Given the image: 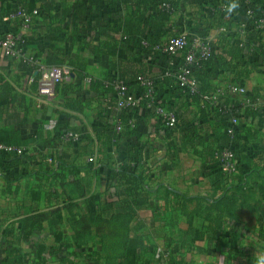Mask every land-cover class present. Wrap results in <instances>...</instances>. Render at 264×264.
I'll return each instance as SVG.
<instances>
[{"label":"crops","instance_id":"obj_1","mask_svg":"<svg viewBox=\"0 0 264 264\" xmlns=\"http://www.w3.org/2000/svg\"><path fill=\"white\" fill-rule=\"evenodd\" d=\"M23 1L35 3L37 9L45 2L0 0L1 9H13L5 17ZM124 1L111 5L109 0H51L49 12L34 16L25 33L28 53L44 65L59 62L72 69L67 80L71 86L61 84L52 101H43L39 94L37 72L0 47V130L14 129L34 140L20 168H0V264H34L41 245V264H108L98 258L102 245L96 232L76 245L70 212L63 208L81 203L83 191L85 197L101 195L107 219L147 195L132 223V233L142 243V262L252 264L254 256L264 252V194L260 211H251L245 205L252 201L232 196L230 187L238 181L223 182L208 156L215 147L227 146L228 118L203 106L201 98L180 93L172 72L184 62L183 51L172 58L164 53L151 56L132 35H108L132 8L133 0ZM232 2L238 7L229 13ZM244 17L253 20L242 0H181L171 16L169 35L200 36L212 44L215 56L205 70L210 88L241 84L246 93L233 96L263 99L256 110L241 106L236 143L240 153L259 160L264 157V22L242 26ZM16 19L0 25V38L21 31ZM50 25L58 32L51 34ZM169 35L159 37L163 44ZM107 44H116L117 53H106L102 47ZM134 73L156 79L160 103L176 114L175 124L140 106L132 111L134 128L123 123L119 132L117 122L126 114L115 109L116 95L83 78L125 76L130 91L137 94ZM67 132H79L82 139L67 141ZM17 174L22 177L15 181ZM132 174L142 177L140 198L131 194L136 184L128 182ZM52 189L58 193L49 195ZM31 190H40L41 196L31 197ZM29 206L42 211L61 207L62 218L57 222V215L52 216L43 228L25 235L23 219Z\"/></svg>","mask_w":264,"mask_h":264},{"label":"trees","instance_id":"obj_2","mask_svg":"<svg viewBox=\"0 0 264 264\" xmlns=\"http://www.w3.org/2000/svg\"><path fill=\"white\" fill-rule=\"evenodd\" d=\"M242 1L244 3L246 10L251 8L252 10H254L255 14L259 15V17L256 16L257 18L256 17L253 18L252 21H249L244 17L241 22L242 23L244 22L246 25L252 23L254 26H257V20L260 17H264V0H259L260 2L258 3H256V0H249L250 4L247 3L248 0H242ZM119 2H122V0H109V3L111 5L118 4ZM124 2L127 3L126 1ZM167 2L168 0H133L132 8L125 15H123V17L117 22V24L113 26L112 30L108 31L109 32L108 35L114 36L115 35L114 33L117 34L119 32L122 35H132L138 40V45L145 54L155 56L160 53H164L161 50L155 49V47L159 44L163 45V43L160 40L161 36L170 34V27H171L170 25L172 19L171 16L173 15L174 11L171 12L167 10L166 8ZM52 5L53 3L51 2V0H45L41 9H37L35 3H27L23 1L20 4L19 8L25 9L27 13H33V11L37 9L38 12L37 14H39L40 12H49ZM19 8L15 9L13 13L17 12ZM11 9L12 8L10 5H7L6 11L3 8L2 9L0 8V25L2 23L4 24L3 18L9 15V11L11 12L13 10ZM153 11H155L156 14L154 13L150 14V12ZM35 15H33L32 17L31 24H33V18ZM16 20L18 21L20 26L23 24L22 18L17 17ZM49 32L51 34L57 33L58 29L53 25H50ZM175 35H180V33L169 35L168 40ZM116 43H117V39H116ZM102 48L106 49V53L108 54L114 55L117 53L116 44L114 45L107 44ZM233 50L237 53L240 52L236 47H234ZM214 56L215 53L210 60L201 63L199 65H196L194 67L193 75L197 78L199 82V87L197 91L194 93H184L180 86H179L180 89L179 91L183 95L199 97V99L201 98L203 102V106L205 107L210 106L214 108L217 115H219L220 117L228 118L227 114L224 112L221 105H214L208 99H206V96L210 95L218 88V87L214 89L210 88L211 86L209 82L206 80V73H205L207 65L214 58ZM169 57L170 56L168 55V58ZM20 62L25 66L26 69L35 70L37 72L36 74L39 76V80H41L40 71L36 70L35 67H32L29 63L25 62L24 60H20ZM45 64L47 65V66L45 65L46 67H51L55 65H64V64H60L59 62L45 63ZM83 70L84 69L81 68V71ZM172 74L176 79L175 72H172ZM83 76H84L83 78L91 77L92 84L94 83L98 87L103 88L105 91H110L113 94L116 93L114 87V81L123 80L125 84L129 86V88L131 85V81H129V79H127L125 76H120L115 74L109 75L105 78H95L89 75H83ZM140 76H145L154 80L155 97L157 99V105L165 107L160 103V93L156 79H154L152 76L143 73H137V74L134 73L133 77L135 78H133L132 81L136 80L139 86V91L142 90L138 81ZM61 84L66 86V88H69L71 86V83H68L67 80L59 83L55 88V96ZM233 95L235 94H228L227 96H225V99L224 101H222V103L234 104L238 109L237 110L238 113L241 109V106L242 107L246 106L249 107L250 109H254L251 106L245 104L246 98L239 99L238 97H235ZM116 103H117V99H116ZM140 106L147 107V101L145 100L140 102L138 107ZM256 109L257 108H255L254 110ZM134 110L135 109L121 111L122 113L126 114L125 118L121 119V121L122 123H126V125L125 124L123 125L128 126L130 129L134 128V126L130 124V122L133 121L132 111ZM240 126H241V121L239 123V127L237 128L236 132L232 136L228 133V139H227V147L229 146L232 148V150L235 153L236 159L238 160L237 172L235 174H228L227 172H225L221 168L219 161L215 158V153L218 150H221L223 147L220 146L215 147L212 150V153L208 156L212 159L211 165L214 168L218 169L217 176H220L223 182L228 180L238 181L237 185H233L232 187H230L232 188L231 190H234L232 196L241 197L243 201H245V203H247L248 201H252L253 203L249 202V204L245 206H247L253 212H258L263 206L262 197L264 194V157H260L259 160H253V158H251L250 156L242 154L238 150H236V143L238 141L237 132ZM96 131L99 134V130L96 129ZM0 144L13 146L17 148L16 150L1 152L5 158V162L3 161L2 163H0V168L4 167L13 170L16 168H20L24 164V160H26V151L29 146L34 144V140L32 138H23L20 132L14 129L3 128L0 130ZM245 166H247V168H245ZM133 175L134 174H132L131 177L128 179L129 183H136L134 185V189H132L131 194L133 195V198L134 197L140 198V195L142 194L141 192L137 191V188L139 186L138 181H141L142 177L140 175H134V176ZM51 176L54 177L55 175L52 174ZM21 177L22 175L17 174L15 181L20 179ZM58 178L60 180H63L65 177L61 176ZM256 183L257 185H255ZM225 189L226 192L230 191L228 188ZM7 190H10V186H7ZM54 193L57 194L58 192L55 191L54 189L49 191V195L53 196ZM31 194L33 195L31 197L38 198L41 196V191L31 190ZM81 197H83V201L81 203L72 204V202H70V203H66L63 206L65 210H68L70 212L69 220L76 235V243H77L76 245L80 246L85 238H89V236H91L93 232H96V235L100 238V242L102 245V252L100 253V256H98V258H101L102 256L103 258L106 259L108 264H147L141 261L142 258L140 252V248L142 245L141 240L135 237L132 233L133 232L132 223L135 220V217L138 213L137 208L139 205L148 201L147 195H145L143 200L138 199V200L130 201L126 206L125 212L116 213L109 219L104 218L102 216L100 194H93L90 197H85V193L83 191ZM67 199L73 200V198L70 196H67ZM27 212L29 213L23 219V228H22V231H24L25 235H27L29 233L28 231H31L32 229L43 228L44 221L48 220L52 216L57 215V220H56L57 222L60 221V219L62 218L61 207L42 211L40 210L39 206H34V207L29 206L27 207ZM42 251H43V246L41 245L39 246V249L36 253L38 257V261L35 262L34 264H41V262L43 261Z\"/></svg>","mask_w":264,"mask_h":264},{"label":"built area","instance_id":"obj_3","mask_svg":"<svg viewBox=\"0 0 264 264\" xmlns=\"http://www.w3.org/2000/svg\"><path fill=\"white\" fill-rule=\"evenodd\" d=\"M180 2L181 0H168L166 3L167 10L171 12L175 11ZM247 3L250 4L249 0ZM35 14H37V10H34L33 13H27L25 9L19 8L17 12L11 15V17H4V21H8L10 18H22L23 24L21 25V31L9 32L4 37L0 38V47L3 49L5 55L13 57L16 60H24L32 67H35L36 70L40 71L41 80L39 94L44 98L43 101L49 102L55 99L56 86L59 83L68 80L72 74V70L67 65L46 67L35 55L28 53L25 33L30 28L32 17ZM247 15L252 18H255L256 16L259 17V15L255 14L254 10L251 8L247 10ZM263 22L264 17H260L257 20V26H260ZM242 26H246V24L243 22ZM155 49L161 50L171 58L182 51L184 52V62L175 70V77L184 93L196 92L199 87V82L193 75L194 67L207 62L213 57L214 48L212 44L203 40L200 36L189 38L185 34H180L171 37L166 44L157 45ZM85 81L91 83L92 78L86 77ZM138 81L142 90L137 94L132 93L129 86L126 85L123 80L114 81V87L116 90L115 95L117 97L115 109L119 111L136 109L140 102L146 100L147 108L153 110L159 117L169 121L170 124H175L177 122L176 114L165 107L157 105L154 80L145 76H140ZM245 93L246 88L243 85L229 84L226 86H219L214 92L206 96V99L214 105L222 106L228 117V133L231 136L239 127L240 116L237 111L238 109L234 104H226L222 103V101H224L225 96L228 94L241 95ZM262 101L263 99L261 97H247L245 104L255 109ZM130 124L135 126L133 121H131ZM116 130L119 132L123 130V123L121 120H118ZM64 138L67 141L77 143L82 139V136L79 132H67L65 133ZM16 149L17 148L13 146L0 144V152H8ZM215 158L219 161L221 168L228 174H235L237 172L238 160L231 147L226 146L221 150H218L215 153ZM89 161H94V157H89Z\"/></svg>","mask_w":264,"mask_h":264},{"label":"clouds","instance_id":"obj_4","mask_svg":"<svg viewBox=\"0 0 264 264\" xmlns=\"http://www.w3.org/2000/svg\"><path fill=\"white\" fill-rule=\"evenodd\" d=\"M238 7V4L236 2H232L228 6V12L231 13L234 9ZM252 264H264V252H261L254 256Z\"/></svg>","mask_w":264,"mask_h":264}]
</instances>
